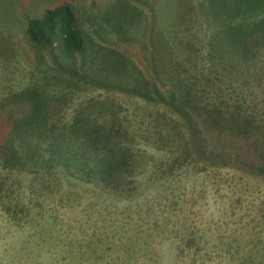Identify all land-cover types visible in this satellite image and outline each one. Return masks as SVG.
<instances>
[{
  "label": "rangeland",
  "instance_id": "1",
  "mask_svg": "<svg viewBox=\"0 0 264 264\" xmlns=\"http://www.w3.org/2000/svg\"><path fill=\"white\" fill-rule=\"evenodd\" d=\"M62 3L81 52L26 36L30 18ZM176 82L197 86L196 105L221 104L213 135L233 144L229 157L218 144L190 150L189 122L166 103ZM29 89L41 132L75 128L70 145L118 127L109 146L127 150L123 176L24 163L47 155L28 149L49 142L38 137L14 143L23 159L3 155L9 115L37 109L14 99ZM0 264H264V0H0Z\"/></svg>",
  "mask_w": 264,
  "mask_h": 264
},
{
  "label": "trees",
  "instance_id": "2",
  "mask_svg": "<svg viewBox=\"0 0 264 264\" xmlns=\"http://www.w3.org/2000/svg\"><path fill=\"white\" fill-rule=\"evenodd\" d=\"M25 32L30 43L36 47H50L54 41H60L61 46L70 53L81 52L85 47V38L78 18L74 9L68 3L45 8L41 16L30 18L27 21ZM176 94L178 95L176 96ZM197 94H199L198 88L192 82L188 84L176 82L173 84V88L169 87L167 90L168 100L166 103L172 107V110L181 114L184 122H189L190 127L188 129L191 130L193 137L190 150L194 155L196 153H204L207 150L206 145L208 144L210 146L218 144V150L221 152L217 153V155H221L222 153L223 156L229 157L230 155L228 154L229 151L232 152L233 144L225 147V141L213 135L214 133L218 135L222 131L223 127L220 125H225L224 120L227 122V118H225L227 116L221 115V104L212 105V108H208L209 101H200L196 105L198 99ZM157 95L161 96L159 92H157ZM9 98H12V96ZM14 99L22 101L23 103L29 102L35 105L37 109L34 110L35 113L22 116L20 119L9 115L7 122L10 124L11 130L3 142L4 147L2 148V153L7 158L23 159L25 155H23L22 151L25 150H22L20 145L16 146L14 143L17 141L26 143L32 140L36 142L39 138L41 141L49 142L41 146H38L36 142L37 146H33V148L32 145L28 144V149L34 151L40 148L47 155L43 156L35 152L27 156L24 163L29 161L35 165L45 164L46 166L56 164L59 165V168H67L69 171L72 163L75 162L79 167L82 166L83 176L93 175V179H97L98 177L102 182L110 179L111 183H115L119 177L123 176L128 164L127 162L129 161V156L127 155L126 148H120V145L109 146L112 134L115 137L114 133L118 130V127L113 126L114 124L109 128L105 127L106 129L104 130L100 129L101 127L91 126L89 128L90 131L87 132L88 136L83 137L86 142V147L83 149L80 146L69 144L71 141L76 142L73 136H69L77 133L75 128L74 130H68L71 134L61 131L54 132L52 130H49L48 133L41 132L38 123L45 121L43 116H41L44 112V105L41 104V99L37 91L29 89L18 94ZM74 122L76 123V120ZM232 122L234 126L239 127L241 130L243 126L245 127V131L247 130L246 127L249 128V122L240 114H238L237 118L232 117ZM155 130L156 127H154ZM140 133L137 132L138 135L143 136V133ZM122 136L120 133V137ZM65 139L66 142H64ZM63 144L66 147L63 148ZM99 146L102 148V151L98 153L95 149ZM80 149H82V152H80ZM93 149L95 152H93ZM234 149H236L235 145ZM9 151L11 152L9 153ZM212 156L210 155V157ZM89 163H93L92 166Z\"/></svg>",
  "mask_w": 264,
  "mask_h": 264
}]
</instances>
